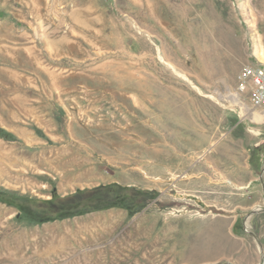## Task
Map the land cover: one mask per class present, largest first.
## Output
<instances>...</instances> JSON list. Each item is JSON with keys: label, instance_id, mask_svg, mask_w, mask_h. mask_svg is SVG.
I'll return each instance as SVG.
<instances>
[{"label": "rangeland", "instance_id": "rangeland-1", "mask_svg": "<svg viewBox=\"0 0 264 264\" xmlns=\"http://www.w3.org/2000/svg\"><path fill=\"white\" fill-rule=\"evenodd\" d=\"M5 33L0 264H263L264 0H0Z\"/></svg>", "mask_w": 264, "mask_h": 264}, {"label": "built area", "instance_id": "built-area-1", "mask_svg": "<svg viewBox=\"0 0 264 264\" xmlns=\"http://www.w3.org/2000/svg\"><path fill=\"white\" fill-rule=\"evenodd\" d=\"M250 93L251 105L254 109H264V67L246 68L241 76L238 93ZM245 229L248 232L247 224Z\"/></svg>", "mask_w": 264, "mask_h": 264}, {"label": "bare ground", "instance_id": "bare-ground-1", "mask_svg": "<svg viewBox=\"0 0 264 264\" xmlns=\"http://www.w3.org/2000/svg\"><path fill=\"white\" fill-rule=\"evenodd\" d=\"M8 39H10V37H9V35H7L6 33L4 34V35H1V37H0V41H6L7 42V40ZM0 49L1 50H8V49H10L9 47H7V46H2V45H0ZM194 85V84H193ZM211 98H213V99H215L216 101H218L220 104H223V100L224 101H226V102H228V103H230V105L233 107V106H235L237 103H238V97L236 96V95H230V96H227V97H223V96H220V97H214V96H210ZM243 110V109H242ZM252 117H253V120H254V122H262L263 120H264V114H260V113H254V114H252ZM257 209V208H256ZM258 210V209H257ZM259 211V210H258ZM259 248H260V250H262V247L261 246H259ZM55 249H57V248H55ZM54 249V250H55ZM62 249H63V247H62ZM51 251V250H50ZM56 252V251H55ZM58 252H61V251H59L58 250ZM58 252H56V253H58ZM11 254V253H10ZM13 254V253H12ZM47 254V253H46ZM60 254V253H59ZM58 255V254H57ZM10 256H12V255H10ZM16 258V257H15ZM14 258V259H15ZM13 259V260H14ZM16 260H18V259H16ZM4 262V261H3ZM7 264V263H6ZM9 264H11V263H9ZM13 264V263H12ZM16 264V263H15ZM263 264H264V261H263Z\"/></svg>", "mask_w": 264, "mask_h": 264}, {"label": "trees", "instance_id": "trees-1", "mask_svg": "<svg viewBox=\"0 0 264 264\" xmlns=\"http://www.w3.org/2000/svg\"><path fill=\"white\" fill-rule=\"evenodd\" d=\"M5 196L3 195V194H1L0 193V201H2L3 203H7V204H9L10 206L12 205L10 202H9V200H6V201H4L3 200V198H4ZM55 199H56V197H54ZM77 198L79 199V201L80 200H83V201H86V202H90V200H92L91 198H92V196L91 195H87V192H82V191H79L78 192V196H77ZM116 207V205H112V206H102V207H100V208H97V210L99 211V210H103V209H107V208H115ZM19 210H21L22 212H24V213H26V214H28V212L29 211H27V208H25L24 206H18L17 207ZM123 208H125V209H127V210H129L130 211V213L131 214H133V211H131L129 208H128V206H123ZM67 211H69V210H67ZM66 217H61V218H55V219H50V218H47V219H44V220H34L36 223H47V222H51V221H56V220H62V219H65Z\"/></svg>", "mask_w": 264, "mask_h": 264}, {"label": "water", "instance_id": "water-1", "mask_svg": "<svg viewBox=\"0 0 264 264\" xmlns=\"http://www.w3.org/2000/svg\"><path fill=\"white\" fill-rule=\"evenodd\" d=\"M264 174V167H263V169H262V175ZM255 213H257V212H253V214H255ZM228 264H231V263H228Z\"/></svg>", "mask_w": 264, "mask_h": 264}]
</instances>
